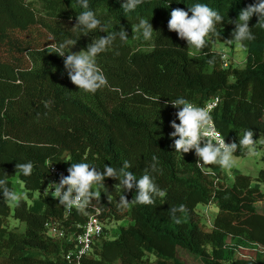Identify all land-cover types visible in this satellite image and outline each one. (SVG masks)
Here are the masks:
<instances>
[{
	"label": "trees",
	"instance_id": "16d2710c",
	"mask_svg": "<svg viewBox=\"0 0 264 264\" xmlns=\"http://www.w3.org/2000/svg\"><path fill=\"white\" fill-rule=\"evenodd\" d=\"M255 2L145 0L126 15L117 0H89L108 31L123 27L128 39L117 38L96 57L107 84L85 94L68 79L56 48L76 41L86 50L107 34L74 28L82 11L77 0H0V178L7 174L12 189V179L18 178L27 195L13 215L0 195V264H67L69 245L50 238L46 225L78 232L96 211L104 222L131 224L120 227L114 240H100L83 264H186L179 250L199 257L202 264H264V211L256 206L264 193L242 174L228 186L219 166L202 170L194 154L175 153L169 136L178 109L168 101L178 97L200 107L219 98L212 117L229 144H238L245 129L254 132V140L264 134V22L258 24L256 16L249 22L255 39L244 42V68L232 63L224 68L222 53L214 50L216 42L232 39L231 21ZM196 3L224 17L216 26L220 35L203 50L188 49L167 27L173 9L188 11ZM141 18L152 24L150 40L134 30ZM235 155L245 157L246 150ZM153 156L159 171L151 175L165 193L155 197L154 205L120 207L123 188L110 178L104 188L93 186L101 197L85 212L67 214L58 200L44 195L52 165L69 168L85 162L102 171L104 165L118 170L129 161L139 179ZM29 161L31 176L16 174V164ZM257 180L264 184V170ZM135 194V189L124 193L129 202ZM181 204L185 210L177 213V224L168 211ZM201 204L218 208L211 228L197 210ZM11 216L26 224L24 232L9 228ZM245 248L253 255L246 256Z\"/></svg>",
	"mask_w": 264,
	"mask_h": 264
},
{
	"label": "clouds",
	"instance_id": "9594fccd",
	"mask_svg": "<svg viewBox=\"0 0 264 264\" xmlns=\"http://www.w3.org/2000/svg\"><path fill=\"white\" fill-rule=\"evenodd\" d=\"M145 0H117L121 9L127 15L142 5ZM78 6L82 9L76 16L77 23L74 28H78L83 33H90L96 30L106 33V36L94 39L86 50L78 53L66 54L63 49L76 44V41H69L56 48V54L64 58V68L68 79L79 91L85 94H95L107 84V79L96 63V57L107 51L117 40L124 42L128 39V34L123 27L120 30L110 32L108 26L103 25L97 18L96 13L90 8L89 0H77ZM170 6V5H169ZM168 6V7H169ZM189 12L191 16H189ZM253 16L258 18V24L264 22V0H256L239 13L238 19L231 21L235 28L231 33L232 39L226 40L228 44L235 43L244 47L245 41L255 39L249 22ZM224 17L206 4L196 3L188 7V11L175 8L170 13L167 27L170 32H175L179 39L187 42L188 49L203 50L213 37L219 36L217 24L222 25ZM134 30L140 32L145 41L152 38L154 32L152 24L141 18ZM223 54V53H222ZM173 108L178 109L175 113L176 119L170 122L173 131L169 134L173 140L175 153L181 155L194 151L197 159L196 166L204 170L207 166H219L222 170H230L233 167L234 155L237 150L244 151L248 157L259 155L257 150V140H254V132L245 129L239 143H226L222 133L218 132L210 111L205 107L193 104L184 97H178L169 102ZM179 121V123L176 122ZM33 163H17L16 174L25 177L31 176ZM132 167L129 161H124L120 169L104 165L103 170L97 169L89 163H71L67 169L68 175L61 176L59 183L52 182L48 185L51 195L59 201L66 211L76 209L82 211L87 209L92 201L100 199L101 193L93 191V186L104 188V180L110 178L118 180L116 186L123 188V193L119 198L120 207H127L130 203L140 205H154L155 197H162L165 193L157 186L151 175L152 172L159 171L157 168V157H152V163L146 167L143 174L137 179L129 169ZM0 178V195L10 203H16L21 199L20 193L8 186L7 174ZM47 188V189H48ZM54 189V191H52ZM136 190V194L131 202L128 201L124 193ZM184 205L173 206L169 209V214L175 223H181L177 213H183Z\"/></svg>",
	"mask_w": 264,
	"mask_h": 264
},
{
	"label": "rangeland",
	"instance_id": "374dc122",
	"mask_svg": "<svg viewBox=\"0 0 264 264\" xmlns=\"http://www.w3.org/2000/svg\"><path fill=\"white\" fill-rule=\"evenodd\" d=\"M46 23L49 25H52L53 27L56 26V24L51 22L50 20H46ZM61 44H65V42L63 43L60 42V45ZM63 50L66 54H70V51L72 53H78L82 51V49L76 45H74L72 48H71V45H68ZM214 50L218 53L226 54L229 57L230 63H232L234 67L240 68V69L244 68L246 58H247V52L243 47H240L235 43L228 44L227 42L226 43L216 42L214 44ZM257 141L258 142H257L256 147L259 152L258 156L256 157L236 156L233 162V167L230 170H223V173L221 175L222 177L226 178V183L228 186H232L235 181L236 176L242 174V175L249 176L252 180V186L260 189L262 193H264V184L260 183L257 180L259 173L262 170H264V134H262ZM189 154L195 155L194 151H192L188 154H185L184 156H187ZM204 170L209 172V167L207 166ZM12 183H13V189L17 191L18 193H20L21 195L20 200L27 199L26 190L24 188V185L18 180V178H13ZM44 195L47 197H52V195L48 191H45ZM37 196L38 194H35L36 198ZM8 203L11 207V215H13L14 207L18 202L16 203L8 202ZM256 206L258 207L259 210L264 211V200L259 201L256 204ZM197 210L202 215L204 222L211 228V225L218 214L217 206L214 204L209 205V206L201 204L198 206ZM7 224L10 229L18 228L21 232H24L26 230V224L20 221H17L12 216L9 218ZM130 224L131 222L129 220H124L120 222H111V223L106 222V226L109 229V231L106 232L105 237H107L110 240H114L115 237L119 233L120 227L128 226ZM243 250L246 251V252L244 251V254H246V256L253 255L251 254L253 253L252 249L245 248ZM179 257L183 261H185L186 264H202V261L199 257L195 255H191L187 252H184L183 250H179Z\"/></svg>",
	"mask_w": 264,
	"mask_h": 264
},
{
	"label": "built area",
	"instance_id": "2783aa9c",
	"mask_svg": "<svg viewBox=\"0 0 264 264\" xmlns=\"http://www.w3.org/2000/svg\"><path fill=\"white\" fill-rule=\"evenodd\" d=\"M222 62L224 68L230 67L231 63L229 57L226 54H222ZM218 104L219 98H215L208 102L204 107L207 108L212 115V113L218 107ZM217 131L220 132L218 129ZM225 142L227 143L226 140ZM67 169V167L52 165L47 188L52 182L59 183V179L62 175L67 176ZM46 191L51 194L50 188L46 189ZM52 191H54V189ZM87 209L82 211L85 212ZM73 210L70 212L66 211V213L70 214ZM46 228L47 235L50 238L54 240H64L69 245V250L65 254L67 264H83V260L92 255L95 245L105 237L107 226L106 222L100 218V212L96 211L89 216L86 223L79 227L80 230L78 232L68 233L63 228L51 224L46 225Z\"/></svg>",
	"mask_w": 264,
	"mask_h": 264
},
{
	"label": "crops",
	"instance_id": "0c3cea01",
	"mask_svg": "<svg viewBox=\"0 0 264 264\" xmlns=\"http://www.w3.org/2000/svg\"><path fill=\"white\" fill-rule=\"evenodd\" d=\"M13 184V183H12Z\"/></svg>",
	"mask_w": 264,
	"mask_h": 264
}]
</instances>
